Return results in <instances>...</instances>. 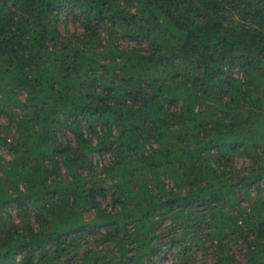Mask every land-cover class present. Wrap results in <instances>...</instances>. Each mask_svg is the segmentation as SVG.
Wrapping results in <instances>:
<instances>
[{
	"label": "trees",
	"instance_id": "1",
	"mask_svg": "<svg viewBox=\"0 0 264 264\" xmlns=\"http://www.w3.org/2000/svg\"><path fill=\"white\" fill-rule=\"evenodd\" d=\"M238 243L264 264V0H0V264Z\"/></svg>",
	"mask_w": 264,
	"mask_h": 264
},
{
	"label": "rangeland",
	"instance_id": "2",
	"mask_svg": "<svg viewBox=\"0 0 264 264\" xmlns=\"http://www.w3.org/2000/svg\"><path fill=\"white\" fill-rule=\"evenodd\" d=\"M68 27L70 30L79 29V24L76 22H69ZM3 154L5 157H9L8 153L3 151ZM248 164V162L243 159L242 157H239L238 159V166L239 167H245ZM163 229V228H162ZM169 233L163 232L161 236V241L165 242L167 239H169ZM196 248L195 246H192L191 250ZM245 250L246 246L244 243H238L232 245V254L237 258L238 261H240L242 264H246V256H245ZM153 263L152 264H212L213 258L212 255H204V253L197 249L192 255L185 259H181L180 256H178L177 251L174 247H166L163 250L160 251V254L153 256Z\"/></svg>",
	"mask_w": 264,
	"mask_h": 264
}]
</instances>
